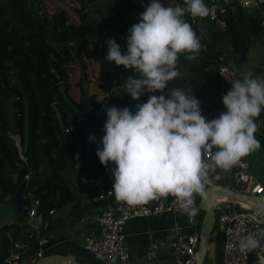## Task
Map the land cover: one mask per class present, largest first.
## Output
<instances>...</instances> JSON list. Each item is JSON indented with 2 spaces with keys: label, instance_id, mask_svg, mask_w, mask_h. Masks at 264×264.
Returning <instances> with one entry per match:
<instances>
[{
  "label": "trees",
  "instance_id": "trees-1",
  "mask_svg": "<svg viewBox=\"0 0 264 264\" xmlns=\"http://www.w3.org/2000/svg\"><path fill=\"white\" fill-rule=\"evenodd\" d=\"M97 1L0 0V115L9 131L16 133L19 102L23 154L29 156L32 144V156L39 173L38 178L29 177L26 161L21 159L14 140L0 123V203L13 208V196L27 178L24 195L39 201L37 211L40 215L38 227L28 223L30 218L17 213L11 222L0 225V264H7L5 259L12 242L28 245L24 256H32L38 250H42L43 255L55 253L51 241H39L47 233L44 223L50 218V211H58L77 198L64 174L67 166L79 164L86 157L83 172L89 176L104 172L105 166L97 155V140L107 112L104 117L96 111L83 119L77 117L61 92V85L66 91L71 87L67 66L75 62L81 66L80 90L83 92L82 79L85 78L90 86L91 103L97 108L129 107L135 112L136 105L147 102L149 95L163 94L145 93L139 100H133L123 88L129 77L136 78L135 71L109 62L106 59L108 43L100 47V40L95 38L104 27L109 28L104 36L110 38L116 31H128L138 23L142 13L139 0H119L94 17L89 8ZM184 19L192 26L195 24L191 15ZM198 37L203 46L200 54L192 60L186 58L187 54L180 55L178 70L181 76L170 81L168 88L179 87L189 95L194 94L201 101L202 114L211 120L226 110L222 97L232 84L219 73L224 65L220 50L206 38ZM90 50L94 60L90 58ZM58 114L62 116L63 129ZM256 123L255 135L262 149L264 133L260 130L264 126V112ZM90 135H95L96 141H90ZM221 170L217 167L215 173ZM213 177L212 183H216ZM226 205L221 203L216 208V222L220 214L230 211ZM194 207L198 209L196 215L201 225L204 211L200 195L195 196ZM214 244L216 264H223L224 234L216 232V228ZM75 252L85 253L99 264L82 246H75ZM207 263L208 256L204 264Z\"/></svg>",
  "mask_w": 264,
  "mask_h": 264
},
{
  "label": "clouds",
  "instance_id": "clouds-1",
  "mask_svg": "<svg viewBox=\"0 0 264 264\" xmlns=\"http://www.w3.org/2000/svg\"><path fill=\"white\" fill-rule=\"evenodd\" d=\"M184 5L169 0L166 7L161 0H150L128 30L126 52L114 38L107 41L106 59L136 73L123 88L133 100L145 93L163 94L149 95L135 112L109 107L97 155L106 168L115 165L111 191L116 200L137 206L172 195L195 214L194 197L204 191L209 170H228L260 149L255 134L256 119L264 112V77L246 70L239 78L221 72L232 87L222 97L226 110L211 120L194 94L168 88L181 76L180 55L195 59L203 47L184 17H207L209 8L204 0H184Z\"/></svg>",
  "mask_w": 264,
  "mask_h": 264
},
{
  "label": "built area",
  "instance_id": "built-area-1",
  "mask_svg": "<svg viewBox=\"0 0 264 264\" xmlns=\"http://www.w3.org/2000/svg\"><path fill=\"white\" fill-rule=\"evenodd\" d=\"M241 7H257L260 10L261 3L259 0H236ZM167 7L169 0H161ZM175 4L184 5V0H174ZM229 0H204L209 8L208 20L214 23L215 27L226 30V22L221 13ZM150 0H139V9L145 11ZM223 3V8L219 5ZM260 24L264 26V14L259 16ZM195 21V20H194ZM128 31H116L109 38H114L121 45V51H127ZM99 46L105 44L100 40ZM104 44V45H103ZM229 76L227 68L221 66L220 75ZM226 78V77H225ZM108 107L102 109V115L107 112ZM106 122V121H105ZM100 129L97 140V146L102 147L100 140L104 135V124ZM264 132V126L261 129ZM211 156V153L208 154ZM234 167V177L242 184L244 192L264 197V183L257 179L248 169L245 160ZM217 167L209 170L208 180L204 184V190L212 184V177L215 175ZM111 169L109 165L105 167L104 172L98 176H89L82 174L80 180L82 183L89 185V199L91 202H101L100 210L95 215L94 221L101 228V233L97 236H87L82 243V247L88 251L99 264H130V253L126 242L124 227L126 222L134 217L157 216L164 213H175L185 217L186 226L177 225L173 228V240L171 243L170 259L163 264H195L198 254L200 223L196 213L192 214L190 210L181 207L176 197H161L155 201H149L147 204L130 206L125 202L118 201L112 192L113 185L103 182L102 177ZM203 193V192H202ZM202 193H197L195 196ZM195 199V197H194ZM39 201L33 200L28 210L26 219L40 216L37 208ZM195 206V202L194 205ZM220 204L217 205V208ZM237 206L242 207V211ZM229 212L220 214L216 222V232L224 234V246L222 261L223 264H264V224L255 211L249 207H243L240 204L226 205ZM53 211L51 210L50 213ZM1 225V220H0ZM216 234V233H215ZM42 243V241H39ZM28 250L27 244L12 242L9 253L5 259L7 264H35L41 256L42 250H38L32 256H24ZM145 264H160L157 262L155 250H151L148 260ZM162 264V263H161Z\"/></svg>",
  "mask_w": 264,
  "mask_h": 264
},
{
  "label": "crops",
  "instance_id": "crops-1",
  "mask_svg": "<svg viewBox=\"0 0 264 264\" xmlns=\"http://www.w3.org/2000/svg\"><path fill=\"white\" fill-rule=\"evenodd\" d=\"M227 6L237 8L235 15L231 14L230 19L227 22L225 21L227 27L224 31L230 30L229 35L226 37L227 40L219 32L221 29L216 28L214 23L210 22L207 17H192L193 23H195L193 26L198 29L197 35L212 41V43L214 41L217 48L220 46L218 49L220 50L221 60L224 62L222 66L227 68L229 76L239 78L242 70H246L255 77H264V26L260 24V20L250 16L253 14L246 13L244 7H241L236 0H229L224 8ZM239 7L243 9L241 14ZM255 12H259V10ZM67 72L72 84L67 92L72 99L78 102L75 88H77V81L81 77L82 68L75 62L67 66ZM70 90H73L74 94ZM260 131L263 132L262 130ZM85 159L86 157L79 164L69 165L65 168V177L76 193L77 198L62 209L50 213V218L44 223L47 233L42 239V242L51 241L53 243L52 246L55 248V253H73L77 259L79 255L75 252V246L81 247L87 236H97L101 233V228L94 221V217L98 214L101 205L91 202L89 199V185L82 183L80 180L82 174L88 175V173L81 170ZM242 160L247 162L249 171L264 183V148ZM110 171L102 179L104 183L113 185L114 175ZM220 172L222 173L219 177ZM233 174L234 167H231L228 170L223 169L219 173H215L213 178L216 183L240 190V188L234 186L235 184H240ZM229 176L232 177L234 184H231L229 180H225V182L216 180L218 177L228 178ZM218 203L235 204V202H231L228 199H222ZM12 209L16 214L14 208ZM14 215L6 221H3L0 217L1 224L7 221L11 222ZM177 225L186 226L185 217L171 212L157 216L129 219L125 224L124 233L130 253V264H145L151 250L156 251L158 263L168 262L173 240V228ZM25 229L28 230L26 227ZM79 259L83 262L82 257H79ZM213 260L208 264H213Z\"/></svg>",
  "mask_w": 264,
  "mask_h": 264
},
{
  "label": "water",
  "instance_id": "water-1",
  "mask_svg": "<svg viewBox=\"0 0 264 264\" xmlns=\"http://www.w3.org/2000/svg\"><path fill=\"white\" fill-rule=\"evenodd\" d=\"M260 2L264 0H259ZM219 8H223V3L219 5ZM244 11L249 14L255 13L257 11V7L247 8L244 7ZM196 34L198 33V29L195 26H192ZM46 74V73H45ZM82 88L83 92L80 97L79 105H76L71 98V96L66 91L64 85H61V92L65 99V101L72 106L74 111L77 114L79 119H83L89 114L91 111H96L102 114V109L97 108L95 105L91 103V91L90 86L85 78L82 79ZM17 113H18V128L16 133H12L9 131V128L3 123L0 115V123L5 132L14 140L15 145L19 150V154L21 159L26 161V164L30 170V178H38L39 173L35 167L33 156H32V144L29 148V156L26 157L23 154V149L21 146V135H20V113L21 108L18 102L17 104ZM58 120L60 123L61 129L64 128L63 120L61 114H58ZM115 167V165L111 164V171ZM27 183V178L23 180L17 191L15 192L12 199V207L15 212L23 217L27 216L28 210L31 207V203L33 199L31 197L24 195V189ZM228 196L233 201L237 203H246L251 206V208L255 211V213L260 217L264 224V197L261 195H253L248 194L242 190H238L220 183H212L208 186L203 193L201 194V208L204 211V215L201 221L200 231H199V244H198V254L195 261V264H204L206 257L208 256L210 245L214 236V230L216 226V213L215 210L218 205V201L221 197ZM35 208L38 206L34 205ZM28 223L32 226L38 227L40 224V218L36 217L30 219ZM3 225V223L1 224ZM35 264H84L80 260L77 259L76 255L73 253L62 254V253H52L49 255H43L37 259Z\"/></svg>",
  "mask_w": 264,
  "mask_h": 264
},
{
  "label": "rangeland",
  "instance_id": "rangeland-1",
  "mask_svg": "<svg viewBox=\"0 0 264 264\" xmlns=\"http://www.w3.org/2000/svg\"><path fill=\"white\" fill-rule=\"evenodd\" d=\"M119 0H98L97 2H95V3H93L91 6H90V8H89V12H90V14L92 15V16H94V17H98L100 14H101V12H102V10L104 9V8H106L107 6H109V5H111V4H113V3H115V2H118ZM240 8V7H239ZM230 10H232V11H230ZM236 10H237V8L236 7H232V6H227L226 8H224V11H223V13H222V18L227 22V20L228 19H230V15L232 14V15H235V12H236ZM242 8H240V14H241V12H242ZM244 12V11H243ZM264 14V1L261 3V8H260V10H259V12H255V15H254V13H253V15H250V16H252V17H255L257 20H259V14ZM249 16V15H248ZM233 18V17H232ZM108 27H104V29H103V32H100L95 38L96 39H99V40H101L104 44L105 43H107V41L109 40V38L108 37H106V36H104V32L105 31H108ZM219 32H221L223 35H224V38L227 40V36L229 35V33H230V30H228V31H224V30H219ZM212 42V41H211ZM213 43H214V41H213ZM103 44V45H104ZM215 44V43H214ZM220 47V46H219ZM218 47V48H219ZM91 51V59H93L94 60V58H93V54H92V50H90ZM88 60V59H87ZM89 62H90V60H89ZM90 70V69H89ZM90 74H92V69L90 70ZM93 75V74H92ZM80 80V79H79ZM79 80L77 81V88H75L76 90H77V101L79 102L80 101V97H81V95H82V92H81V90H80V86H79ZM71 84V83H70ZM71 86H72V84H71ZM76 86V85H75ZM74 90V89H73ZM73 90H70V91H72V93L74 94V92H73ZM79 93H80V95H79ZM106 107H108V106H103L102 108H106ZM101 108V109H102ZM250 155V154H249ZM249 155H247V156H245V157H249ZM219 173V172H218ZM221 173L222 172H220V174H219V177L221 176ZM218 176V175H217ZM217 178L216 180L217 181H219V182H225V180H229V182L231 183V184H234V181L232 180V177L231 176H229L228 178ZM241 186H242V184L241 183H239ZM240 185H238V184H235L234 186H236L237 188H240V190H242V188H241V186ZM243 191V190H242ZM228 202V201H227ZM218 204H220V203H218ZM240 211H242V210H240ZM15 213L13 212V209L11 208V207H9V206H6V205H4V204H2V203H0V217L2 218V220L3 221H6V220H8L11 216H13ZM213 243V244H212ZM211 250H210V252H209V255H208V263L211 261V260H213V258H214V260H213V264H215V257H216V252H215V244H214V236H213V239H212V242H211ZM214 251V252H213ZM77 253V252H76ZM77 255H79V257H82L83 258V261H85V262H87V263H91V264H96L94 261H92L88 256H87V254H77ZM207 263V264H208Z\"/></svg>",
  "mask_w": 264,
  "mask_h": 264
},
{
  "label": "bare ground",
  "instance_id": "bare-ground-1",
  "mask_svg": "<svg viewBox=\"0 0 264 264\" xmlns=\"http://www.w3.org/2000/svg\"><path fill=\"white\" fill-rule=\"evenodd\" d=\"M222 199H228V200H230L231 202H235V201H233L230 197H228V196H223V197H221L220 199H219V202L222 200ZM236 204H240V205H242L243 207H246V208H249V207H251L249 204H246V203H237V202H235ZM213 244V243H212ZM211 244V245H212ZM211 245H210V250H211ZM209 250V251H210Z\"/></svg>",
  "mask_w": 264,
  "mask_h": 264
}]
</instances>
